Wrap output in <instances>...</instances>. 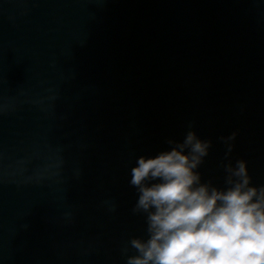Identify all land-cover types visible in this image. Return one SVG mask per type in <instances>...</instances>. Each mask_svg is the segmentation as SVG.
<instances>
[{"label":"water","instance_id":"1","mask_svg":"<svg viewBox=\"0 0 264 264\" xmlns=\"http://www.w3.org/2000/svg\"><path fill=\"white\" fill-rule=\"evenodd\" d=\"M189 125L204 182L237 132L264 185V0H0V264H124L130 169Z\"/></svg>","mask_w":264,"mask_h":264},{"label":"clouds","instance_id":"2","mask_svg":"<svg viewBox=\"0 0 264 264\" xmlns=\"http://www.w3.org/2000/svg\"><path fill=\"white\" fill-rule=\"evenodd\" d=\"M237 135L220 137L224 187L202 180L212 141L192 125L168 149L136 159L132 213L144 217L146 236L124 243V264H264V185L253 183L245 159L233 162Z\"/></svg>","mask_w":264,"mask_h":264}]
</instances>
